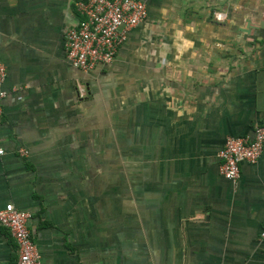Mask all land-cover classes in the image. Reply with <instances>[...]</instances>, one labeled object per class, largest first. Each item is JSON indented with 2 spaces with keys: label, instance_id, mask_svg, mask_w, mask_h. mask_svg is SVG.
Segmentation results:
<instances>
[{
  "label": "crops",
  "instance_id": "1",
  "mask_svg": "<svg viewBox=\"0 0 264 264\" xmlns=\"http://www.w3.org/2000/svg\"><path fill=\"white\" fill-rule=\"evenodd\" d=\"M73 2L0 0V206L30 214L40 264H264V146L217 172L264 125V0H148L87 75L64 60Z\"/></svg>",
  "mask_w": 264,
  "mask_h": 264
},
{
  "label": "built area",
  "instance_id": "2",
  "mask_svg": "<svg viewBox=\"0 0 264 264\" xmlns=\"http://www.w3.org/2000/svg\"><path fill=\"white\" fill-rule=\"evenodd\" d=\"M148 0H74L77 22L63 33L64 60L67 65L87 75L96 68L109 66L134 28L147 19ZM220 20V15H217ZM6 72L0 62V99L5 97L2 84ZM264 125H254L249 134L225 137L217 152L218 175L235 182L241 165H254L263 150ZM20 155L25 151L19 150ZM3 150L0 148V155ZM30 214L12 204L0 206V228L7 232L16 251L15 264H40V257L31 240L27 222ZM264 241V223L259 232Z\"/></svg>",
  "mask_w": 264,
  "mask_h": 264
}]
</instances>
